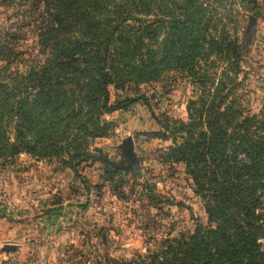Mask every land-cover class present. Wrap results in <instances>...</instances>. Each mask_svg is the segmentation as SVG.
Masks as SVG:
<instances>
[{
	"label": "trees",
	"instance_id": "1",
	"mask_svg": "<svg viewBox=\"0 0 264 264\" xmlns=\"http://www.w3.org/2000/svg\"><path fill=\"white\" fill-rule=\"evenodd\" d=\"M226 3L0 0L7 11L0 24L1 158L67 155L72 168L99 160L91 147L113 125L104 115L150 104L141 93L111 105L110 85L140 90L168 68L188 69L204 85L189 101L187 121L161 120L162 130L143 134L172 138L166 160L185 165L215 226L199 223L142 261L107 256L104 264H264V106L251 113L229 87L227 72L238 73L245 44L227 30ZM31 33L32 51L21 49ZM213 55L226 62L218 83L199 76Z\"/></svg>",
	"mask_w": 264,
	"mask_h": 264
},
{
	"label": "rangeland",
	"instance_id": "2",
	"mask_svg": "<svg viewBox=\"0 0 264 264\" xmlns=\"http://www.w3.org/2000/svg\"><path fill=\"white\" fill-rule=\"evenodd\" d=\"M221 11L229 34L245 44L238 73L227 72L234 81L232 95L241 97L251 113L260 112L264 0H227ZM6 13L0 7V24ZM35 41L31 33L21 49L32 51ZM208 60L201 62L199 76L206 72L218 83L226 62L216 55ZM162 75L140 90L132 83L110 85L111 105L141 93L149 98V107L139 101L106 113L112 128L91 147L96 155L126 165L121 144L131 135L139 160L128 171L118 168L110 175L101 160L76 162L72 168L67 155L24 151L0 157V264H100L107 256L142 261L160 251L165 240L189 237L199 223L215 226L185 165L166 160L172 138L143 134L162 130L161 120L187 121L189 101L204 94V85L188 69L168 68ZM9 244L21 250L8 249Z\"/></svg>",
	"mask_w": 264,
	"mask_h": 264
},
{
	"label": "water",
	"instance_id": "3",
	"mask_svg": "<svg viewBox=\"0 0 264 264\" xmlns=\"http://www.w3.org/2000/svg\"><path fill=\"white\" fill-rule=\"evenodd\" d=\"M256 22L254 17L251 20V23L249 25V30L251 29L252 25ZM121 148L123 150L122 154L125 156V158L128 160V163L126 165H122L116 161H113L112 159L105 157V156H97L99 160L105 162L108 165H111L112 167L116 169H124L129 170L131 167L136 165L138 163V156L135 151V145H134V139L130 135L127 138H125L121 144ZM8 249H14L15 246L13 244H9Z\"/></svg>",
	"mask_w": 264,
	"mask_h": 264
},
{
	"label": "crops",
	"instance_id": "4",
	"mask_svg": "<svg viewBox=\"0 0 264 264\" xmlns=\"http://www.w3.org/2000/svg\"><path fill=\"white\" fill-rule=\"evenodd\" d=\"M16 245V247L14 248V249H16V251H20L21 250V247L19 246V245H17V244H15ZM11 254H13V253H11Z\"/></svg>",
	"mask_w": 264,
	"mask_h": 264
},
{
	"label": "flooded vegetation",
	"instance_id": "5",
	"mask_svg": "<svg viewBox=\"0 0 264 264\" xmlns=\"http://www.w3.org/2000/svg\"><path fill=\"white\" fill-rule=\"evenodd\" d=\"M126 159V158H125ZM126 161L128 162V160L126 159ZM121 164V163H120ZM122 165H124V164H122Z\"/></svg>",
	"mask_w": 264,
	"mask_h": 264
}]
</instances>
